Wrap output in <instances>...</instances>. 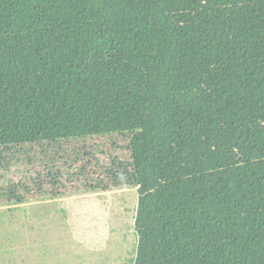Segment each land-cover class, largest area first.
<instances>
[{"label":"trees","instance_id":"obj_1","mask_svg":"<svg viewBox=\"0 0 264 264\" xmlns=\"http://www.w3.org/2000/svg\"><path fill=\"white\" fill-rule=\"evenodd\" d=\"M124 188L134 264H264V0H0V207Z\"/></svg>","mask_w":264,"mask_h":264},{"label":"rangeland","instance_id":"obj_2","mask_svg":"<svg viewBox=\"0 0 264 264\" xmlns=\"http://www.w3.org/2000/svg\"><path fill=\"white\" fill-rule=\"evenodd\" d=\"M137 189L0 207V264H134Z\"/></svg>","mask_w":264,"mask_h":264}]
</instances>
